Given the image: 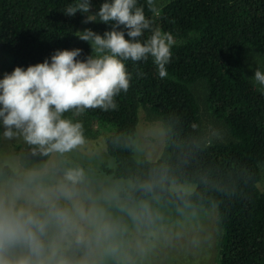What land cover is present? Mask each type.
Segmentation results:
<instances>
[{
  "label": "clouds",
  "instance_id": "1",
  "mask_svg": "<svg viewBox=\"0 0 264 264\" xmlns=\"http://www.w3.org/2000/svg\"><path fill=\"white\" fill-rule=\"evenodd\" d=\"M145 3L156 13L160 0ZM91 9L72 0L63 11L110 25L75 31L89 54L57 49L0 78V264H188L215 245L221 205L264 183V169L203 163L224 140L211 123L142 115L89 131V110L116 111L128 92L126 62L151 58L164 79L178 44L139 0ZM252 79L264 94V69Z\"/></svg>",
  "mask_w": 264,
  "mask_h": 264
},
{
  "label": "trees",
  "instance_id": "2",
  "mask_svg": "<svg viewBox=\"0 0 264 264\" xmlns=\"http://www.w3.org/2000/svg\"><path fill=\"white\" fill-rule=\"evenodd\" d=\"M96 1L99 9L103 0ZM71 2L0 0V52L8 56L2 77L16 66L50 59L57 49L80 48V58L91 52L90 45L74 34L84 30L86 14L63 12ZM139 3L154 27L178 40L168 76L159 78L151 58L126 62L133 78L128 92L116 97L118 110H89L83 117L86 127L129 124L141 109L152 116L174 115L186 126L201 124L200 107L205 103L223 126L226 139L213 146L202 162L218 166L222 174L248 169L259 175L264 166V94L253 84L247 61L264 69V0H168L156 13L148 10L145 0ZM109 29L97 21L92 30L103 34ZM199 84L204 85L203 97ZM220 212L216 264H264V183L258 179L243 196L226 200Z\"/></svg>",
  "mask_w": 264,
  "mask_h": 264
},
{
  "label": "rangeland",
  "instance_id": "3",
  "mask_svg": "<svg viewBox=\"0 0 264 264\" xmlns=\"http://www.w3.org/2000/svg\"><path fill=\"white\" fill-rule=\"evenodd\" d=\"M96 1V0H94ZM168 0H160V3L158 4V7H160L162 4H164L165 2H167ZM98 6L99 4L97 3V1L95 3H92V12H96L98 11ZM87 15V14H86ZM86 18V17H85ZM85 18L83 20V24L82 27L83 29L86 28H91L93 29L95 26V22H88L85 23ZM8 60V56L5 55L4 53L0 52V78H2V73H3V69L7 63ZM251 61V60H250ZM247 63L251 66L252 68V76H254L255 74V70L258 66V64H254L252 62H248ZM197 90H200V96L203 97L204 96V85L203 84H199L197 86ZM138 118H140L142 115L143 116H152L149 113H146V111L144 109L139 110L138 113ZM200 121L201 124H206V123H211L214 126L220 128L223 133H224V140L226 139L225 137V130L223 128V126L221 125V123L219 121H217L216 119H214V117L211 115V113L209 112L207 106L205 105V103H201V107H200ZM90 127H88L89 131L95 132V131H99L102 129L97 128V126L91 125L89 124ZM264 169V166L261 167ZM219 228V233L218 236L216 238V242L215 245L209 250L207 251L205 254L198 256V257H194V258H189L188 264H216L217 259H218V254H219V245H220V240L222 237V231L220 226L218 225Z\"/></svg>",
  "mask_w": 264,
  "mask_h": 264
}]
</instances>
